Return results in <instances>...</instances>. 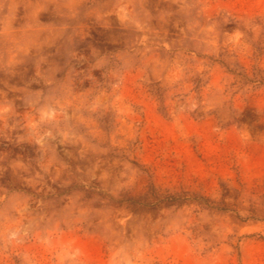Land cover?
Instances as JSON below:
<instances>
[{
  "label": "rangeland",
  "instance_id": "374dc122",
  "mask_svg": "<svg viewBox=\"0 0 264 264\" xmlns=\"http://www.w3.org/2000/svg\"><path fill=\"white\" fill-rule=\"evenodd\" d=\"M256 42L264 0H0V264H264V86L217 60L264 78ZM198 73L256 132L191 115Z\"/></svg>",
  "mask_w": 264,
  "mask_h": 264
},
{
  "label": "trees",
  "instance_id": "16d2710c",
  "mask_svg": "<svg viewBox=\"0 0 264 264\" xmlns=\"http://www.w3.org/2000/svg\"><path fill=\"white\" fill-rule=\"evenodd\" d=\"M260 17H257L255 20H260ZM254 20V21H255ZM239 24V23H238ZM228 27H222V30H228ZM231 31L237 30L245 35L246 38L253 41L254 40V28L253 27H244V26H237V27H230ZM256 51L263 52L264 47L260 45L259 43H254ZM177 50H186L190 53H197L198 55H202L200 51H197L195 47H189V48H177ZM234 54H229L226 49H221L219 52V57L217 58L218 62L225 67L226 71L234 76V81L230 84V88L235 89L233 92L234 95L238 94L239 92H248L251 90H256L262 86H264V78H259V75L257 73V68H254L253 74L249 72L248 68L243 65L239 59H236L234 61H230L232 57H234ZM225 57L229 58L228 61L225 59ZM211 58V57H210ZM264 73V71H262ZM203 74L198 73L197 78L194 79L195 84V90L198 93V104L192 111H190L191 115L195 118H203L205 116L213 115L215 116L219 122L222 125H235L239 129L244 131H250V132H256L257 128H259V124L256 125L257 119L252 116L250 111L244 110L241 111L239 109H233L232 111L229 110L228 112H224V109L220 108L219 106H215L211 103L210 99L207 102H204V99L202 97V88L207 84L208 78H203ZM150 91L152 94H154L159 101L161 102L160 110L167 113V106L165 105V94L167 92V88L162 85L160 81H152L149 85ZM213 106L212 109L209 107ZM215 106V107H214ZM235 190V189H234ZM237 190V189H236ZM150 195H153L158 200L156 202V205H160V203H163L164 206L168 208H178L183 206V202L186 198H189L191 202L197 206L199 210H213L217 209L221 213L228 212L227 209H223L220 207H214L212 203L209 201L210 199L206 197L205 195L196 196L193 197H187L188 193L186 191L182 192H170L169 190H166L163 193H157L156 191L151 192ZM227 196V188L223 186L222 184V190H221V197L224 199ZM149 197V195H148ZM132 204L136 205V201L133 199L130 201ZM198 211V210H197ZM240 216V215H238ZM241 221H245V219L242 217ZM207 242H211V246H217L219 245L218 237L216 239H206Z\"/></svg>",
  "mask_w": 264,
  "mask_h": 264
}]
</instances>
